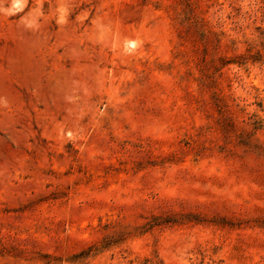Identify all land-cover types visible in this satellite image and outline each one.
Segmentation results:
<instances>
[{
  "label": "rangeland",
  "instance_id": "374dc122",
  "mask_svg": "<svg viewBox=\"0 0 264 264\" xmlns=\"http://www.w3.org/2000/svg\"><path fill=\"white\" fill-rule=\"evenodd\" d=\"M0 264H264V0H0Z\"/></svg>",
  "mask_w": 264,
  "mask_h": 264
}]
</instances>
